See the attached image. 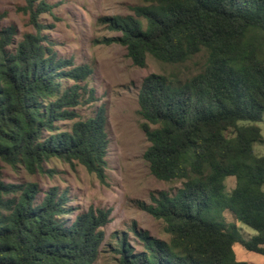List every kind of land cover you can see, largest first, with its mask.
<instances>
[{"label": "trees", "instance_id": "obj_1", "mask_svg": "<svg viewBox=\"0 0 264 264\" xmlns=\"http://www.w3.org/2000/svg\"><path fill=\"white\" fill-rule=\"evenodd\" d=\"M35 32L10 50L15 26L0 23V264H93L105 238L111 209L90 206L66 225L67 195L52 187L36 203V182L7 183L2 163L29 173L59 158L78 162L105 178L109 146L104 107L78 119L70 130L57 122L78 117L93 69L60 57L43 33L46 0H26ZM132 14L107 16L116 41L137 66L148 56L182 64L203 55L201 69L183 81L161 73L144 77L139 114L149 146L144 158L160 180H180L175 194L159 191L142 209L161 219L169 239L134 222L143 245L137 252L123 233L116 239L118 264H252L233 246L264 255V141L255 122L264 112V0H143ZM1 20V17H0ZM72 80L65 87L62 80ZM235 186L226 191V177ZM229 212L233 219L224 215ZM256 233L244 238L238 224Z\"/></svg>", "mask_w": 264, "mask_h": 264}, {"label": "rangeland", "instance_id": "obj_2", "mask_svg": "<svg viewBox=\"0 0 264 264\" xmlns=\"http://www.w3.org/2000/svg\"><path fill=\"white\" fill-rule=\"evenodd\" d=\"M46 1L53 6L52 11L40 13L39 20L46 25L43 33L52 41L57 54L72 59L75 65L88 64L93 69L89 78L79 83L86 84L83 98H88L92 89L94 99L75 107L78 117L59 121L57 126L61 130H70L74 121L94 116L100 107H104L109 136L105 178L100 180L78 162L71 164L59 158L44 161L42 169L33 174L21 163L16 166L2 163V178L7 183L36 182L39 187L36 203H40L52 187L65 193L69 210L62 218L66 225L90 206L111 209L110 221L102 227L105 238L93 264H118L116 239L123 233L127 234L129 244L137 252L143 250L131 228L134 222L153 236L169 239L164 222L142 209L139 202L151 204L153 195L159 191L175 194L182 186L180 180L156 178L143 156L150 143L141 128L143 119L139 114L138 92L142 80L151 73H161L173 81H183L200 71L204 56L178 64L161 62L149 55L145 66L135 65L127 55L126 47L116 41L121 32L110 29L104 18L132 14V7L143 4V0ZM26 6V0H0L1 26L16 27L10 50L15 48L25 32L36 31ZM73 83L72 80H62L65 87ZM255 124L264 137V112L262 120ZM254 150L264 155V141L254 143ZM225 184L226 191L230 192L235 186L234 177H226ZM224 215L228 220L233 219L229 212ZM238 226L244 238L256 233L243 223L239 222ZM233 249L240 261L264 264L263 254L250 251L238 242Z\"/></svg>", "mask_w": 264, "mask_h": 264}]
</instances>
